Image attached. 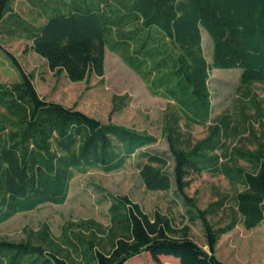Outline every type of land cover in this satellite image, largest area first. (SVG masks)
<instances>
[{
    "label": "trees",
    "instance_id": "trees-1",
    "mask_svg": "<svg viewBox=\"0 0 264 264\" xmlns=\"http://www.w3.org/2000/svg\"><path fill=\"white\" fill-rule=\"evenodd\" d=\"M12 1L0 0V37L29 39V49L49 70L69 81L102 76L108 49L151 95L170 101L176 112L164 128L170 174L164 153L140 150L153 144L155 136L45 100L0 43L19 73L18 81L0 82V223L43 203H62L75 171H114L139 150L144 161L138 175L144 187L168 190L173 182L190 221L200 220L206 249L189 236L187 225L176 228L158 212L149 215L127 195L99 188L108 200L107 226L94 220L67 221L59 243L46 225L38 243L0 238V264H123L140 253L154 261L169 256L178 264H227L215 255L219 236L238 221L252 228L264 216L263 145L229 150L231 158L252 166L246 171L226 161L224 116L188 149L177 144L174 129L180 119L185 125H204L209 119L210 69H239L237 88L244 96L251 84L264 82V0H27L43 18L39 24L24 20L12 9ZM201 30L212 43L209 61L202 54ZM203 170L221 173L235 188L231 206L237 219L234 214L213 227L206 215L223 200L200 210L186 195L189 176Z\"/></svg>",
    "mask_w": 264,
    "mask_h": 264
},
{
    "label": "rangeland",
    "instance_id": "rangeland-1",
    "mask_svg": "<svg viewBox=\"0 0 264 264\" xmlns=\"http://www.w3.org/2000/svg\"><path fill=\"white\" fill-rule=\"evenodd\" d=\"M11 7L27 22L39 24L43 20L37 15V8L27 0H13ZM0 38L2 48L29 74L41 97L79 109L100 121H111L152 134L156 141L140 150L164 153L167 157L166 171L171 174L172 161L167 151L164 128L170 124V116L176 112L174 105L165 98L151 95L145 83L115 53L105 49L102 76L92 75L84 80L69 81L62 73L55 74L49 70L45 61L29 49V39L5 35ZM211 48L210 38L201 30V49L206 61L210 60ZM239 72L237 68L210 69L207 80L211 102L209 119L204 125H185L180 119L177 128L172 123L171 127L175 128L177 144L188 149L207 134L210 124L224 116L228 121V130L222 138L226 161L252 171V166L246 161L231 158L229 150L234 147L255 150L261 143L264 153V82L251 84L249 93L244 96L243 90L237 88ZM18 80V71L0 49V82ZM252 94L255 95L254 101L251 100ZM225 158L220 155L219 161ZM143 161L137 150L117 170L104 172L97 167H88L84 171H75L62 203H43L32 210L13 214L0 223V238L38 243L41 229L46 225L49 235L59 243L60 231L67 221L94 220L107 226L106 192L127 195L149 215L158 212L176 228L187 225L189 236L206 249L200 220L194 217L190 221L188 209L175 194L173 182L168 190H149L144 187L138 175V165ZM235 187L239 188L238 185ZM234 190L221 173L207 170L191 174L184 188L186 195L195 200L200 210L209 203L223 200L219 208L206 215L213 227L227 223L234 214L238 218L231 206ZM215 255L227 264H264V216L252 228L246 229L238 221L229 231L221 234L215 245ZM123 264L178 263L169 256H159L158 261H154L147 253H140Z\"/></svg>",
    "mask_w": 264,
    "mask_h": 264
}]
</instances>
